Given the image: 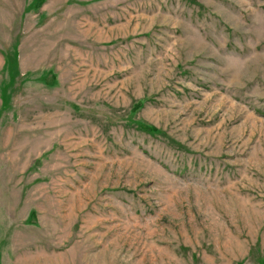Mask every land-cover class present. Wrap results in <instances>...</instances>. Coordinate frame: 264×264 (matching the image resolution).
<instances>
[{"label": "rangeland", "instance_id": "rangeland-1", "mask_svg": "<svg viewBox=\"0 0 264 264\" xmlns=\"http://www.w3.org/2000/svg\"><path fill=\"white\" fill-rule=\"evenodd\" d=\"M0 264H264V0H0Z\"/></svg>", "mask_w": 264, "mask_h": 264}]
</instances>
